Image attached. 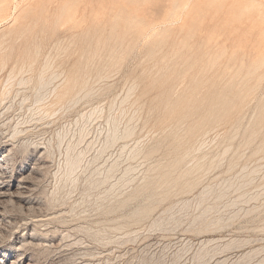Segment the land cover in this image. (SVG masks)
Listing matches in <instances>:
<instances>
[{"label": "rangeland", "instance_id": "rangeland-1", "mask_svg": "<svg viewBox=\"0 0 264 264\" xmlns=\"http://www.w3.org/2000/svg\"><path fill=\"white\" fill-rule=\"evenodd\" d=\"M9 1L0 157L27 184L0 201V246L25 264H264V20L246 1Z\"/></svg>", "mask_w": 264, "mask_h": 264}, {"label": "bare ground", "instance_id": "bare-ground-1", "mask_svg": "<svg viewBox=\"0 0 264 264\" xmlns=\"http://www.w3.org/2000/svg\"><path fill=\"white\" fill-rule=\"evenodd\" d=\"M246 1L245 5H244V12H251L252 14H255L258 16V18L263 19L264 20V0H244ZM10 3L9 0H0V13H3L6 11V8L8 6V4ZM7 58V57H6ZM4 60V59H3ZM6 61V60H5ZM264 63V57L261 58L260 60L256 61L254 64V66H260ZM2 64V63H1ZM5 65V63H4ZM6 66V65H5ZM48 66V65H47ZM3 68V66H2ZM43 68V67H42ZM45 70V69H44ZM45 74V73H44ZM39 76V75H38ZM42 78V77H41ZM38 79V78H37ZM81 79V78H80ZM40 80V79H39ZM84 81V80H83ZM40 83V81H39ZM73 83V82H71ZM44 84H47V82H45ZM40 85V84H39ZM42 85V84H41ZM66 92V90L64 91ZM61 94V93H60ZM66 94V93H65ZM234 96V95H233ZM235 97V96H234ZM233 97V98H234ZM61 98V97H60ZM235 101V100H234ZM190 102V101H189ZM60 103V102H59ZM235 104V102H234ZM190 106V103H189ZM193 106V105H192ZM194 109V108H193ZM41 152V151H40ZM40 154V153H39ZM9 156V155H8ZM37 157V156H36ZM7 156L6 155H2L0 157V201H5V199H9L12 198L15 193L18 194L20 193V189L24 190L26 188V177L25 175L23 176L22 173L19 175V177L16 179V175L14 174H10V170H9V166L7 164ZM34 162V161H33ZM77 162L73 159L71 162H69V166L71 168V170L75 167V164ZM31 164V163H30ZM27 166V165H26ZM69 168V169H70ZM34 171V170H33ZM30 172V171H29ZM28 172V173H29ZM24 173V172H23ZM30 177V176H29ZM30 185V184H29ZM28 186V185H27ZM33 186V185H32ZM15 187V189L13 190V188ZM24 188V189H23ZM29 188V187H28ZM15 190H17L15 192ZM24 192V191H23ZM22 192V193H23ZM30 193V192H29ZM31 198V197H30ZM13 199V198H12ZM23 199V198H22ZM7 200V201H9ZM33 200V199H32ZM16 202V200H14ZM37 201V200H36ZM39 201V199H38ZM32 202V201H31ZM33 203V202H32ZM2 204V203H0ZM3 206V205H2ZM29 207V205H27ZM36 206V205H35ZM1 207V206H0ZM11 207V205H10ZM32 207H34L32 205ZM24 208V207H23ZM29 209V208H28ZM1 211V210H0ZM3 211V210H2ZM27 213V212H26ZM6 214V213H5ZM4 217V216H3ZM13 217V216H12ZM15 217V216H14ZM2 218V217H1ZM31 218V217H30ZM33 218V217H32ZM36 218V217H34ZM41 218V217H40ZM6 219V217H5ZM3 220V219H2ZM1 220V221H2ZM21 220V219H20ZM11 221V220H10ZM16 221V220H14ZM19 221V220H18ZM25 221V220H24ZM2 223H4V221H2ZM7 223V222H6ZM12 223V222H11ZM31 223V222H30ZM5 224V223H4ZM3 224V226H5ZM9 224V223H8ZM16 224V222H15ZM19 225V224H18ZM22 225V224H21ZM24 225V224H23ZM7 227V226H6ZM9 227V226H8ZM18 227V226H17ZM25 227V226H24ZM1 228V227H0ZM3 228V227H2ZM20 228V227H19ZM12 229V227H11ZM15 229V228H14ZM17 229V228H16ZM7 230V229H6ZM1 231V230H0ZM5 231V230H4ZM6 232V231H5ZM28 232V231H27ZM31 232V231H30ZM12 233V232H11ZM1 234V233H0ZM8 234V233H7ZM5 235V234H4ZM30 235V234H29ZM3 236V235H2ZM25 236V235H24ZM13 238V237H11ZM16 238V237H15ZM17 240V239H16ZM3 241V240H1ZM9 241V240H8ZM28 241V240H27ZM20 243L15 246V249L19 250L23 247L24 242H26L25 239L19 241ZM34 243V242H32ZM41 243V242H40ZM1 245V244H0ZM12 245V244H11ZM15 245V244H14ZM31 248V247H30ZM29 248V249H30ZM37 248V247H36ZM0 254L2 256V258H0V264H25V258L20 254L19 256L13 258L11 255L13 253H10L8 250L5 251L3 249L2 246H0ZM14 256V255H13ZM27 263V261H26Z\"/></svg>", "mask_w": 264, "mask_h": 264}]
</instances>
